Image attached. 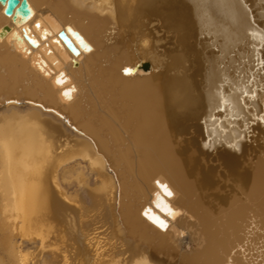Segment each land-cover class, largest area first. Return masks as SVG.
Listing matches in <instances>:
<instances>
[{"label": "bare ground", "instance_id": "6f19581e", "mask_svg": "<svg viewBox=\"0 0 264 264\" xmlns=\"http://www.w3.org/2000/svg\"><path fill=\"white\" fill-rule=\"evenodd\" d=\"M26 1L0 5V264H264L258 0Z\"/></svg>", "mask_w": 264, "mask_h": 264}, {"label": "rangeland", "instance_id": "374dc122", "mask_svg": "<svg viewBox=\"0 0 264 264\" xmlns=\"http://www.w3.org/2000/svg\"><path fill=\"white\" fill-rule=\"evenodd\" d=\"M250 7L252 9L251 14L255 17V19H257L256 23L258 25L259 20L261 19L262 15H264V0H258L257 6L253 4ZM191 65H192L191 61L186 64V66L188 67ZM247 71L251 74V80L255 82V86H254V90L246 94L245 97L247 96L248 98L251 99H255V100L257 99V101L259 100L258 102H261L260 105H262L263 108L261 107L262 111H260L258 115V119H259L258 121L262 127V131L264 132V47L260 49L258 52L257 65L253 67L252 66L249 67V70ZM242 96H244V93L241 94V97ZM263 143L264 141L261 144V148L264 150ZM261 153H263L261 154V157L264 159V152L262 150ZM133 169L135 170L137 169L136 161L134 162ZM262 246H264V244ZM261 251L264 252V249H262Z\"/></svg>", "mask_w": 264, "mask_h": 264}, {"label": "snow or ice", "instance_id": "6c2138e0", "mask_svg": "<svg viewBox=\"0 0 264 264\" xmlns=\"http://www.w3.org/2000/svg\"><path fill=\"white\" fill-rule=\"evenodd\" d=\"M11 0H0V5H5V13L7 14L8 12V6L10 5ZM39 27V26H38ZM71 31V29H69ZM46 35V34H45ZM78 38L79 43L85 47L88 51H91V48L88 47L87 44L83 41L82 38ZM32 43L39 47V44H37L36 40L33 39ZM67 95V93H65ZM158 186L162 189L164 196L172 197L174 196V193L171 191V189L167 186L162 184L161 182H157ZM155 207L159 209L160 212L164 213L165 216L171 217L172 219H175L178 215L176 211H174L173 207L167 203L164 198L161 196L159 192L155 194V199H154ZM145 216L151 220L154 224H156L159 228L167 230V222L164 219H161L159 216L155 215L151 209L147 210L145 213Z\"/></svg>", "mask_w": 264, "mask_h": 264}, {"label": "water", "instance_id": "95a60500", "mask_svg": "<svg viewBox=\"0 0 264 264\" xmlns=\"http://www.w3.org/2000/svg\"><path fill=\"white\" fill-rule=\"evenodd\" d=\"M16 8V10L22 14L27 15L29 13V8L26 0H11L10 5L8 6V12L6 15L12 14L13 10ZM5 12V8H4Z\"/></svg>", "mask_w": 264, "mask_h": 264}]
</instances>
